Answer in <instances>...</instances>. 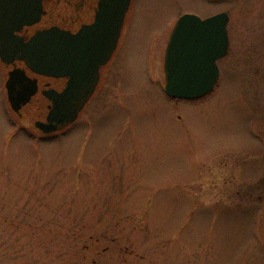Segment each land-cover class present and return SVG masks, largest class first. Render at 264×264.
<instances>
[{"label": "rangeland", "instance_id": "obj_1", "mask_svg": "<svg viewBox=\"0 0 264 264\" xmlns=\"http://www.w3.org/2000/svg\"><path fill=\"white\" fill-rule=\"evenodd\" d=\"M181 6L202 10L138 1L99 91L51 137L10 109L0 73V264H264L261 31L249 7L207 6L234 18L222 78L173 101L164 55Z\"/></svg>", "mask_w": 264, "mask_h": 264}, {"label": "water", "instance_id": "obj_2", "mask_svg": "<svg viewBox=\"0 0 264 264\" xmlns=\"http://www.w3.org/2000/svg\"><path fill=\"white\" fill-rule=\"evenodd\" d=\"M11 1L4 0L5 4H11ZM2 2L0 0L1 60L6 64L23 61L38 75L69 77L63 91H44L52 104L46 121L35 122V127L43 133H54L74 123L95 93L100 81V68L117 48L123 13H115L114 24L110 21L111 28L105 29L96 23L72 34L52 27L37 31L26 41L15 36V31L18 30V19L19 26L31 23L24 19L27 14L12 15L11 8L3 9ZM228 21L226 14L208 19L186 14L178 20L165 52V89L169 97L197 100L213 91L219 79L217 60L227 55L229 47ZM6 88L13 110L20 114L22 107L37 93L38 84L25 69L14 68L9 72Z\"/></svg>", "mask_w": 264, "mask_h": 264}, {"label": "flooded vegetation", "instance_id": "obj_3", "mask_svg": "<svg viewBox=\"0 0 264 264\" xmlns=\"http://www.w3.org/2000/svg\"><path fill=\"white\" fill-rule=\"evenodd\" d=\"M2 1V3H4L3 9L7 10L11 8V11L13 12L12 15L14 14L15 16L19 17L18 15L20 12H22L23 14H27L26 16H24V19H27V21L31 23L22 24V26H19L20 19H18L16 21L18 30L15 31V36L24 38L26 41H29L37 31L48 30L52 27H58L64 31L71 32L72 34H77L87 28H91L93 25H96V23L102 24L103 28L105 29L111 28L110 21H113L114 24L115 13L117 11L123 13L122 27L117 43V48L108 62L100 68V81L95 90V93L90 99L92 100L95 94H97V92L99 91L104 76L109 72V68L118 51V48L125 41L126 33L130 29L132 16L134 11L138 7L139 0H12L11 4H5L4 0ZM198 2L202 10L195 11L182 6L177 9L178 13L175 16V22L172 25L170 34L178 20L185 14H194L201 17L202 19H208L219 14H226L229 19L227 24L229 47L227 55L217 60V66L219 69L218 83H220L223 74V68L220 62L230 53L231 44L233 42L231 25L233 24L234 18L232 11L230 9H227L226 7L225 9H220L215 13L207 15V6L210 7L215 4L226 6L229 5V7L235 6L236 11L239 12L242 17L244 16V8L247 9L249 7V9L253 11L250 17H256L257 19V21L253 22L254 27L250 25V28L255 31H261L259 35L254 38L255 47L257 49L258 47L264 46V0H198ZM8 6L10 7L8 8ZM239 14L238 17L240 18ZM110 15H112V17ZM244 17L246 18L247 16ZM168 43L169 38L167 41V45ZM14 68L25 69L27 75L30 78L37 80V93L32 97L31 101L27 105L22 107L19 114V116L23 118L26 110L31 109L33 114H36L35 112H37L36 115L38 116L35 115L36 118L32 119L31 121L32 126L35 127V122L46 121V117L52 104L51 101L45 96L44 91L49 89H54L58 92L63 91L67 86L69 77L54 78L45 75H38L28 69L23 61L15 60L11 64H6L0 58V73L4 79L5 85L9 77V72ZM217 85L215 86V89L217 88ZM256 125L257 124H255L254 121H251V123L247 124V133L252 139L256 138V136H260V131L257 129L258 126ZM35 130L41 135L42 139H45L53 136L58 132H61L64 129H60L55 133L50 134H45L36 127ZM261 142L264 143L263 140Z\"/></svg>", "mask_w": 264, "mask_h": 264}]
</instances>
